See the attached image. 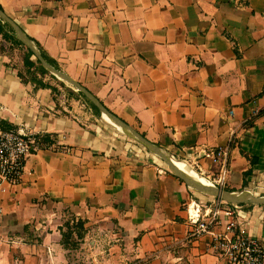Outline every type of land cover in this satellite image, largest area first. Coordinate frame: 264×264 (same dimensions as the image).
I'll return each instance as SVG.
<instances>
[{"label": "crops", "instance_id": "crops-1", "mask_svg": "<svg viewBox=\"0 0 264 264\" xmlns=\"http://www.w3.org/2000/svg\"><path fill=\"white\" fill-rule=\"evenodd\" d=\"M0 4L58 69L188 164L193 178L264 197V0ZM14 61L0 54L5 126L61 148L31 154L19 184L0 191V264H71L61 233L69 216L86 235L113 242L107 249L117 256L105 264H228L212 234L191 236L196 208L238 206L239 229L264 243V204L225 202L191 186L107 116L116 131L96 123L91 108L79 109L85 117L68 112L45 78L23 79V61ZM118 132L151 155L130 149ZM221 147L229 149V173L217 185L218 168L203 151Z\"/></svg>", "mask_w": 264, "mask_h": 264}, {"label": "built area", "instance_id": "built-area-1", "mask_svg": "<svg viewBox=\"0 0 264 264\" xmlns=\"http://www.w3.org/2000/svg\"><path fill=\"white\" fill-rule=\"evenodd\" d=\"M0 110H4L1 103ZM60 148L59 143L41 133L24 127L7 128L5 119L0 114V191L19 184L31 154ZM203 154L218 168L214 183L224 185L229 173V149L221 147L204 150ZM237 207L234 205L233 208L221 209L217 206L204 214L196 208L195 213L190 216L193 225L191 236L212 234L215 247L228 264H264V243L239 229L238 213L235 210ZM1 211L0 208V213ZM219 225L223 226V230H216Z\"/></svg>", "mask_w": 264, "mask_h": 264}, {"label": "rangeland", "instance_id": "rangeland-1", "mask_svg": "<svg viewBox=\"0 0 264 264\" xmlns=\"http://www.w3.org/2000/svg\"><path fill=\"white\" fill-rule=\"evenodd\" d=\"M16 35L15 33H10L9 36H6L1 30H0V54H6L10 57L15 58L16 65L18 62H22L21 64V75L24 77V79H28L29 76L37 75L38 78L46 79V84L52 87L53 93L55 98L66 107V110L68 112H72V109L78 110L73 111V115L79 116V117H85L83 115L82 111H85L89 108H91L92 112L94 113V121L101 125V127L108 128L110 130H115L109 124L101 115V113H97L89 104L87 99L79 93V90L76 89L74 86H72L67 81H64L62 79L57 78L55 75L51 74L48 70L44 69L47 72L42 71L39 68V63H37V58L35 56L32 57V60L35 62L30 69L25 67L24 63V56L26 54L25 49L17 44L16 42ZM22 59V60H20ZM28 76V77H27ZM73 103V105H72ZM90 110V109H89ZM91 112V111H90ZM84 119V118H81ZM116 131V130H115ZM124 140V143L130 147V149L143 152L144 154H150L151 152L142 144L139 142L131 139L129 136H126L120 132H118ZM149 155V156H150ZM154 159L160 161L164 165L167 164L159 155H152ZM175 157V156H174ZM176 159H179L178 157H175ZM181 160V159H179ZM168 165V164H167ZM189 167L188 164L185 163ZM169 167V165H168ZM193 168V166L191 165ZM190 167V168H191ZM194 169V168H193ZM195 170V169H194ZM196 171V170H195ZM197 172V171H196ZM72 216H69L63 221V225L61 227V233L67 231V223H70L69 226H73L74 228V236L69 240L68 245L65 247L67 249V260L71 264H105L108 257L117 256V252L113 251V247L111 249H107L108 246H112L113 242L108 243V246L105 244V236L104 235H98L94 232H91L90 234H85L87 231L84 229V226L82 225V222L74 220V222L71 221ZM57 227V226H56ZM82 232V236H78V233ZM86 237V238H85ZM63 239V236H62ZM91 240H98L97 245L95 246L90 244ZM107 249V252L105 251Z\"/></svg>", "mask_w": 264, "mask_h": 264}, {"label": "water", "instance_id": "water-1", "mask_svg": "<svg viewBox=\"0 0 264 264\" xmlns=\"http://www.w3.org/2000/svg\"><path fill=\"white\" fill-rule=\"evenodd\" d=\"M0 18L3 20V22H8L13 27L17 39H19L25 46H27L33 52L34 56L41 62L42 66L46 70H48L51 74L55 75L57 78L67 81L72 86H74L76 89L81 91L86 96V98L90 100L98 108L101 114L107 115L109 118H111L112 121L115 123V125H117L124 132H126L127 134H129L130 136L134 137L136 140H138L139 142L147 146L151 151L157 154H161V155L163 154L161 152L162 150H164L163 148L147 140L138 131H136L132 126L128 125L127 123L122 121L120 118L115 116L113 113H111L104 106V104L85 86L80 84L78 81H76L74 78L69 76L64 71L56 68L54 65L49 63L43 57L40 49L35 44V42L30 38V36L19 26L18 23H16L10 16H8L4 12V10L1 8H0ZM164 151L167 152L166 150ZM172 170L176 172L177 174H179L182 178H184L191 186L193 184V187L207 194L213 195L217 197L218 199L223 200L225 202L264 204V197H256V196H253L245 192H229V191H225L222 189H218L216 187H213L201 181H198L197 179L191 177L190 175H188V173L182 170L181 171L180 170L178 171L175 169H172Z\"/></svg>", "mask_w": 264, "mask_h": 264}, {"label": "trees", "instance_id": "trees-1", "mask_svg": "<svg viewBox=\"0 0 264 264\" xmlns=\"http://www.w3.org/2000/svg\"><path fill=\"white\" fill-rule=\"evenodd\" d=\"M0 8L3 9V7L0 4ZM0 30L6 35L9 36L10 33H15L13 27L8 23V22H3V20L0 18ZM32 38V37H31ZM33 39V38H32ZM35 41V40H34ZM16 42L17 44L21 45L24 49H25V56H24V63H25V67L30 69L32 67V65L35 63L32 60V57L34 56L33 52L27 47L25 46L19 39L16 38ZM37 46L39 47L43 57L52 65H54L55 67L58 68V66L55 64V62L49 57V55L43 50V48L40 46V44L35 41ZM37 63H39V68L44 71L47 72L41 65V62L39 60H37ZM21 77L24 79V77L21 75ZM42 82H37L36 83V87H38L39 84H41ZM79 93L81 95H83L85 98L86 96L79 91ZM87 99V98H86ZM87 101L89 102V104L91 105V107L97 112L99 113L98 108L92 103L90 102V100L87 99ZM70 223H67V231L63 232L62 236V243L63 245L66 247L69 243V240L74 236L75 232H74V228L73 226H69ZM80 232V231H78ZM78 236H82V232L78 233Z\"/></svg>", "mask_w": 264, "mask_h": 264}, {"label": "bare ground", "instance_id": "bare-ground-1", "mask_svg": "<svg viewBox=\"0 0 264 264\" xmlns=\"http://www.w3.org/2000/svg\"><path fill=\"white\" fill-rule=\"evenodd\" d=\"M107 116V115H105ZM108 117V116H107ZM109 118V117H108ZM111 121L112 119L109 118ZM113 122V121H112ZM113 124L115 125V123L113 122ZM117 126V125H115ZM118 127V126H117ZM119 128V127H118ZM163 154H159V156L166 162L165 158H168L170 161H167L166 163L169 165L170 169L171 167H173L172 169L175 170H182L186 173H188V175H190L191 177L193 176L192 171L187 167V165H185L184 162L180 161L179 159H176L173 155L169 154L168 152H165L164 150L161 151ZM214 187V186H213Z\"/></svg>", "mask_w": 264, "mask_h": 264}]
</instances>
